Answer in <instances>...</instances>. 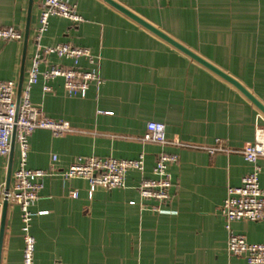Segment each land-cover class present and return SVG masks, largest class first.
<instances>
[{
  "label": "crops",
  "instance_id": "1",
  "mask_svg": "<svg viewBox=\"0 0 264 264\" xmlns=\"http://www.w3.org/2000/svg\"><path fill=\"white\" fill-rule=\"evenodd\" d=\"M34 0L29 41L0 40V81L25 87L33 57L41 2ZM84 21L50 18L43 47L72 44L96 57L80 66L99 73L87 96H69L62 78L43 91L34 85L31 101L41 113L68 121L72 131L55 137L37 130L29 139L27 165L54 170L32 207L36 264H248L228 253V231L220 208L229 187H238L255 169L241 151L264 136V113L239 89L147 30L103 0H65ZM204 59L228 73L264 105V0H116ZM30 0H0V27L25 35ZM50 56L42 65L71 66ZM162 122L170 142L142 141L148 122ZM220 140L231 153L211 156ZM162 152L177 154L170 166L172 198L159 212L142 209L138 186L153 178ZM145 171H130L126 187L98 188L89 199L82 179L60 175L78 157L136 159ZM54 157H57L54 160ZM9 156H0V227ZM16 145L13 174L19 168ZM264 189V158L258 162ZM13 180V175H12ZM78 192L73 198L71 193ZM136 202L132 205L131 202ZM235 233L264 244V221H237ZM20 210L9 204L1 264H23Z\"/></svg>",
  "mask_w": 264,
  "mask_h": 264
},
{
  "label": "built area",
  "instance_id": "2",
  "mask_svg": "<svg viewBox=\"0 0 264 264\" xmlns=\"http://www.w3.org/2000/svg\"><path fill=\"white\" fill-rule=\"evenodd\" d=\"M40 7V24L36 34L38 49L33 57L28 81L22 90L19 107L17 84L14 81H0V156L10 155L15 129L16 145L20 150L19 168L13 174L10 190H4L3 200L7 199L9 204L16 205L20 210L21 229L24 236L23 264H36V238L31 231L34 216L32 207L39 199L45 179L54 174L52 169L28 167L29 139L37 130H48L55 137L73 130L68 121L50 118L41 113L31 101L32 88L39 83L40 79H43V91L52 93L54 88L50 83L62 78L65 91L69 96L85 98L93 83L100 85L102 82L97 71H88L80 66L82 59L88 60L91 64L96 63V57L89 49L67 43L46 47L39 45L42 35L48 30L51 17H63L74 24L84 21L76 7L65 0H43ZM23 38L24 34L19 29L0 27L1 41L18 42ZM50 56L69 59L73 64L71 66L52 65L42 71V65L48 63ZM142 141L164 147L179 144V142H170L166 135V125L156 121L147 123ZM205 149L211 156L233 152L220 140ZM241 153L245 161L252 163L255 169L243 178L240 186L228 188L227 197L220 208L229 234L227 251L232 256L244 258L248 264H264V244L250 243L244 235L235 233L232 227L233 223L242 220L264 221V189L259 183L260 167L258 166L259 160L264 158V136L257 135L255 142L246 145ZM56 159L57 157H54V160ZM178 160L177 154L162 152L153 169L154 177L142 178L138 186L142 209L157 213L170 202L173 188L170 166ZM130 171L144 174V154L136 159L78 157L60 175L64 181L72 178L85 180L88 185L89 199H92L98 188L109 191L125 188L126 177ZM71 196L77 198L78 192L73 191ZM131 204L135 205L136 202L133 201Z\"/></svg>",
  "mask_w": 264,
  "mask_h": 264
},
{
  "label": "water",
  "instance_id": "3",
  "mask_svg": "<svg viewBox=\"0 0 264 264\" xmlns=\"http://www.w3.org/2000/svg\"><path fill=\"white\" fill-rule=\"evenodd\" d=\"M118 11L122 12L147 30L151 31L155 35L159 36L175 48L179 49L192 59H194L196 62L200 63L210 71L214 72L221 78L225 79L229 83L233 84L237 89H239L246 97H248L263 113H264V105L246 88L244 87L238 80H236L234 77L229 75L228 73L224 72L222 69L217 67L216 65L212 64L208 60L204 59L182 43L178 42L174 38H172L170 35L156 27L155 25L151 24L138 14H136L134 11L130 10L129 8L125 7L121 3L117 2L116 0H103ZM33 3L34 0H30L29 4V14H28V22H27V27L24 35V59L26 56V51H27V46H28V41H29V34H30V18H31V12L33 8ZM23 74H24V67L22 68V75L21 79L19 82L18 86V92H17V105L19 107L20 100H21V95H22V90H23ZM16 150V129L13 132L12 135V142H11V152L9 155V169H8V176H7V181H6V186L5 190L9 191L11 188V183H12V175H13V159H14V154ZM8 208H9V201L7 199L4 200L3 203V209H2V217H1V227H0V264H1V259H2V250H3V241H4V236H5V228H6V222H7V214H8Z\"/></svg>",
  "mask_w": 264,
  "mask_h": 264
}]
</instances>
